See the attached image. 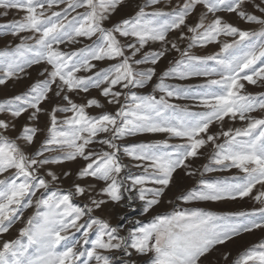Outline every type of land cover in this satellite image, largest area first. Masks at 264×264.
I'll use <instances>...</instances> for the list:
<instances>
[{"label": "snow or ice", "instance_id": "6c2138e0", "mask_svg": "<svg viewBox=\"0 0 264 264\" xmlns=\"http://www.w3.org/2000/svg\"><path fill=\"white\" fill-rule=\"evenodd\" d=\"M123 2L0 0V16L21 14L0 24V34L19 40L0 50V85L28 75L33 65L50 66L25 93L0 103V113L9 117L0 119V264H115L114 253L121 255L120 264H204L217 246L264 228V115H253L264 114V92L254 94L246 88L264 87V0H179L167 11L158 7L161 0H144L133 16L104 27ZM224 14L259 25V30H246ZM172 33H177L175 39L169 38ZM93 37L92 44L75 51L59 48ZM154 44L159 47H151ZM208 45L218 50L210 55L193 52ZM170 52L178 53V58L157 75V66ZM105 60L114 63L93 72V62ZM82 71L91 75H77ZM154 77L158 83L153 94L133 91ZM200 77L205 79L198 85L165 83L169 78ZM92 88L100 89L108 104L117 105L115 110H106L94 97L84 102L74 99ZM156 91L162 94L157 97ZM174 99L191 100L193 105L173 103ZM90 109L100 111L91 114ZM25 113L30 123L10 137L14 121ZM42 113L48 120L45 129L38 126ZM227 121H240L242 126L225 127ZM214 125L216 132L211 131ZM42 131L40 147L27 151ZM156 133L180 142L118 143L129 136ZM94 143L106 149L96 151L91 148ZM208 145L213 150L204 172L236 168L243 175L201 179L179 199L188 204L251 197L260 208L227 214L174 209L155 215L149 223L136 220L127 229L92 215L109 201L124 200L129 207L141 201L142 214L149 213L178 169L195 175L190 161ZM122 156L138 162L134 167L142 171L133 173ZM78 159L85 162L76 173L79 182L67 190L51 188L61 177L50 167L40 174L46 166ZM89 180L103 184L95 195ZM85 195L88 203L82 207L75 203ZM33 205L36 212L19 235L3 239ZM229 255L225 253L224 260ZM233 264H264V241L246 249Z\"/></svg>", "mask_w": 264, "mask_h": 264}, {"label": "rangeland", "instance_id": "374dc122", "mask_svg": "<svg viewBox=\"0 0 264 264\" xmlns=\"http://www.w3.org/2000/svg\"><path fill=\"white\" fill-rule=\"evenodd\" d=\"M179 0H161V4L158 7H162L165 11L169 10V5L174 6L177 4ZM144 3V0H124V2L117 8V10L111 15V17L104 22V27L110 28L114 24L119 23L120 21L124 19H128L129 17L133 16L135 12L138 10V6H142ZM61 7H64V5H61ZM56 11H59V9H54ZM148 11H151V9H147ZM79 11H83V9H79ZM199 11V10H198ZM21 14L16 13L15 11L10 12V14L6 17L0 16V24H5L8 22H11L14 19H19ZM75 15V13H73ZM225 19L229 20L230 22H233L235 24H238L240 27L246 29V30H259V25L256 24H245L239 19L233 15V14H224ZM196 19V16L194 15L192 17V22H194ZM3 30H0L2 32ZM177 33L170 34V39H175ZM78 43H65L59 46L60 50L64 52H71L78 50L80 48H84L90 44L93 43V41L96 40V37H93L91 40L87 38H78ZM19 43V40L17 38L12 37L11 35H3L0 34V50L6 49L9 45L15 46ZM184 45H182L183 47ZM151 47L158 48V44H154ZM216 45H208L205 48H196L193 49V52H195L198 55H210L217 51ZM178 53L170 52L166 58H164L159 65L157 66V75L162 74L163 71L167 70L170 66V61H173L174 59L178 58ZM93 63L96 64V68L93 69V72L102 68H107L110 66V64L114 63V61H94ZM50 67L46 65L45 63H41L38 65H33L30 69H28V75L23 76V78L19 80H10L5 85H0V103H3L6 100L11 99L12 97L16 95H20L25 93L34 83H36L38 80L43 79L44 77L40 76V72L43 71L44 68ZM141 67H147V65L141 66ZM77 75H91V73L88 72H80L77 73ZM203 77L200 78H192L188 80H180L176 78H169L165 81V83L171 84V85H177V86H189V85H198L202 84L204 82ZM158 83V80L156 77L153 78V81L149 82L144 88L141 89H133V91H136L138 94L141 95H148L153 94V89L155 87V84ZM247 91L251 93H262L264 92V87L260 86H253V85H246ZM119 90V89H117ZM157 97L161 95L162 93L156 91L154 93ZM96 98L101 101L102 104L105 105V109L108 111H114L117 105L114 104H108L106 99L100 95V89H89L87 93L81 92L79 96H75L74 99L77 100V102H84L89 98ZM173 103H177L180 105H188L190 108L193 105V101L191 100H172ZM45 108H48L49 105L45 104ZM192 110H195L192 108ZM91 114H96L100 111V109H90L89 110ZM253 115L261 116L264 115L262 113H253ZM0 119H9L8 115L6 113H0ZM16 127L15 129H10L7 133L10 137L15 138L19 132L22 130L23 126L26 123H30L28 121V113H25L22 117L14 121ZM48 123L47 116L45 114H41L40 120L38 121V126L41 129H45L46 125ZM234 126V127H240L241 122L236 121L235 124H233L231 121H227L225 123V127ZM218 130V126H213L211 128V131L216 132ZM103 134H101V137ZM45 138V132L42 131L38 134L37 139L35 140L34 144L30 146L27 151L32 152L35 151L40 147V144ZM169 139L166 134L164 133H156V134H139L136 136H129L126 137L122 141H118L121 145H127L132 143H151L155 140H164ZM180 141L176 139H169V143H179ZM91 148L100 151L102 149H106V146L101 145L100 143H94L91 145ZM212 146L208 145L205 148L201 149L202 155L198 156L197 158L190 161L191 168L195 170V175H186V172L184 169H178L173 174V181L169 185V187L165 190L163 196L160 199V203L147 214H142V202L139 200H136L132 203L131 207L128 206V203L126 200L121 201L119 203H114L109 201L105 205H103L100 209L95 210L92 215L96 217H100L103 219H106L111 223L113 226L116 225H123L125 229L130 228L133 226L134 221L139 220L142 223H149L152 218L157 214H167L172 212L174 209H184V208H200L205 211H211L218 214H227V213H236L241 211H248L251 212L253 209H258L261 207V205L252 199L251 197H244L242 199L238 198L236 200H224V201H194L192 203L185 204L179 197L190 191L191 189L198 186L199 181L201 179L205 180H216L220 178H226V177H234V176H242L243 173H241L238 169L232 168L226 171H217V172H204V165L210 164V155L212 152ZM123 162L125 164H128L130 166V170L133 173L138 174L142 169L134 167V165L138 162L132 161L129 157L122 156L121 157ZM83 160H76L71 162H65L62 165H50L46 166V168L40 170L41 175H45L47 168H51L53 171L56 172L58 176L61 177L60 181L57 183H54L51 185L52 189H55L57 187L67 190L71 188L74 181H76V173L78 170L84 165ZM65 171H70L72 173L69 177H64L63 173ZM203 172V176H201V173ZM79 182V181H76ZM88 183L95 185V191L91 195H95L96 192L99 191V189L103 186L102 182H97L94 180L87 181ZM259 185H257V189H259ZM257 189L253 190V194L256 193ZM43 191V190H41ZM39 195V193L37 194ZM89 202L88 195H85L83 197H77L75 198V203H77L79 206H83L84 204ZM36 212L35 205L31 208H27L24 210L23 216L21 220L17 221L9 230L8 233L3 234V239H14L19 235V229L25 226V223L27 219L30 216H33ZM123 218V219H122ZM85 220L88 218L85 217ZM74 231V230H73ZM121 234H125V232L122 231ZM80 233H76V236L78 237ZM94 238V237H93ZM264 241V228L262 229H255L252 232L243 233L238 237L233 238L231 241H228L224 245H219L214 249L210 254H208L207 258L204 260V264H233V262L236 260V258L243 253L246 249L251 248L254 245L259 244L260 242ZM225 253H229L228 260H224L223 256ZM115 259V264H120V259L122 258L119 253L113 254ZM134 259H137L138 261H147L148 257H133ZM204 259V258H202Z\"/></svg>", "mask_w": 264, "mask_h": 264}]
</instances>
